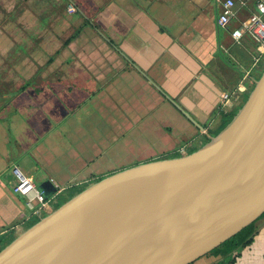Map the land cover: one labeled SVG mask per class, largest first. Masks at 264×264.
<instances>
[{
    "label": "crops",
    "instance_id": "0c3cea01",
    "mask_svg": "<svg viewBox=\"0 0 264 264\" xmlns=\"http://www.w3.org/2000/svg\"><path fill=\"white\" fill-rule=\"evenodd\" d=\"M222 1L36 0L28 36L0 29V235L41 218L15 193V168L49 201L45 217L112 171L187 156L214 135L241 104L225 111L221 94L243 84V102L259 75L256 43L233 40L237 22L217 25ZM193 264H264V218L231 259Z\"/></svg>",
    "mask_w": 264,
    "mask_h": 264
},
{
    "label": "water",
    "instance_id": "95a60500",
    "mask_svg": "<svg viewBox=\"0 0 264 264\" xmlns=\"http://www.w3.org/2000/svg\"><path fill=\"white\" fill-rule=\"evenodd\" d=\"M209 139L187 156L89 186L23 231L0 264H193L207 256L264 215V71Z\"/></svg>",
    "mask_w": 264,
    "mask_h": 264
},
{
    "label": "built area",
    "instance_id": "2783aa9c",
    "mask_svg": "<svg viewBox=\"0 0 264 264\" xmlns=\"http://www.w3.org/2000/svg\"><path fill=\"white\" fill-rule=\"evenodd\" d=\"M250 8L253 9V12L248 17L240 19V13ZM69 10L71 13H77V8L73 5L69 7ZM235 22L238 24L232 28ZM217 25L223 29L232 28L231 36L237 43L246 37L256 43L258 53L253 68L262 73L264 71V0H223ZM245 92V86L239 84L234 92L221 94L222 108L226 111L233 104L241 103V95ZM14 174L18 180L14 191L25 197L28 209L41 218L43 212L49 213V201L45 198L44 193L39 191L18 168L14 169Z\"/></svg>",
    "mask_w": 264,
    "mask_h": 264
},
{
    "label": "rangeland",
    "instance_id": "374dc122",
    "mask_svg": "<svg viewBox=\"0 0 264 264\" xmlns=\"http://www.w3.org/2000/svg\"><path fill=\"white\" fill-rule=\"evenodd\" d=\"M35 1L36 0H0V29L6 33L10 32V33L17 34V35L28 36V7L30 8L29 9L30 14L31 12H33L34 17H37L38 19H40V16H39L40 10L36 9L32 11L33 3H35ZM37 1H38V4L42 3L40 2L41 0L40 1L37 0ZM35 25L39 26V21L37 24L31 25V28L34 29L33 26ZM25 42L28 43V41H20V40L16 41V43L18 44L25 43ZM1 43H2L1 44L2 48L7 47L5 46L7 45L6 42H1ZM0 64H5V63L3 61H0ZM173 156H175V154L169 153V154H162L159 157H167V158L173 159L172 158ZM137 163H141V162H139V160H135V159L133 160L132 158H130L129 162H125L124 165L128 167H132V165H135ZM119 171H122V170L117 169L116 171H112L110 172V175H113ZM75 193H76L75 191L71 192V194L73 195ZM63 201L64 200H62L61 203H63Z\"/></svg>",
    "mask_w": 264,
    "mask_h": 264
},
{
    "label": "trees",
    "instance_id": "16d2710c",
    "mask_svg": "<svg viewBox=\"0 0 264 264\" xmlns=\"http://www.w3.org/2000/svg\"><path fill=\"white\" fill-rule=\"evenodd\" d=\"M75 7L76 8L78 7L77 12L79 13V7L80 6L79 5H77V6L75 5ZM261 74L262 73H259V75L257 76V79H259L261 77ZM249 95L250 94H248L245 97V99L243 100V102H241L239 108H237L236 110H233V111H231V112L226 113V114L223 115V118L224 119H223L220 127L218 128V130L214 133V135H212L213 137H215L218 134H220L231 123V121L237 115V113L239 112V110L245 105L246 101L249 98ZM209 141H210V139L206 140L200 148H202L203 146H205ZM194 152L195 151H192L191 153H194ZM84 190H82V191H84ZM81 192H79V193H81ZM262 218H264V215L260 219H262ZM260 219H258L256 222L252 223L251 225H249L248 227H246L245 229H243L237 235H235L234 237H232L231 239H229L228 241H226L224 244H222L220 247H218L215 250H213L212 252H210L207 256L220 255L221 254V255H224L226 257V259H231L233 257V254L235 252H238L239 253L244 247L248 246L252 242L253 237H254V235H255V233L257 231V222ZM39 220L40 219H36L34 222L30 223L28 225V228H26V230L29 229V228H31L35 224H37L39 222ZM17 237L18 236H14V235H11V234L9 235L7 233H5L3 235H0V252L4 248H6L9 244H11Z\"/></svg>",
    "mask_w": 264,
    "mask_h": 264
}]
</instances>
